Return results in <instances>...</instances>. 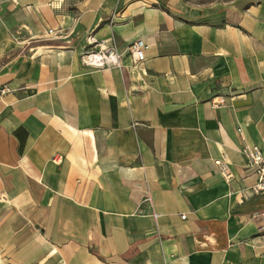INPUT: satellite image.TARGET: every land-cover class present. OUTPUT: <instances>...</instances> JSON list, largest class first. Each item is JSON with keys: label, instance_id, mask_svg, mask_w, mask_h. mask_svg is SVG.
<instances>
[{"label": "crops", "instance_id": "0c3cea01", "mask_svg": "<svg viewBox=\"0 0 264 264\" xmlns=\"http://www.w3.org/2000/svg\"><path fill=\"white\" fill-rule=\"evenodd\" d=\"M0 89V264H264V0H0Z\"/></svg>", "mask_w": 264, "mask_h": 264}, {"label": "built area", "instance_id": "2783aa9c", "mask_svg": "<svg viewBox=\"0 0 264 264\" xmlns=\"http://www.w3.org/2000/svg\"><path fill=\"white\" fill-rule=\"evenodd\" d=\"M52 34V31L49 32ZM105 44V43H104ZM99 47L97 51L92 50L85 53L81 58L82 66L89 71H98L103 69H122V55L116 51L113 46ZM147 46L143 41L137 40L129 46V55L132 58L135 67L145 61ZM0 93H4L0 89ZM224 99H218L211 103L213 109L224 105ZM241 155L244 158V172L246 176L253 177L255 182L249 188L252 197L264 194V152L257 146L243 144ZM219 174L226 184H230L234 175L230 168V163L225 155L214 161ZM185 219V217H181Z\"/></svg>", "mask_w": 264, "mask_h": 264}]
</instances>
